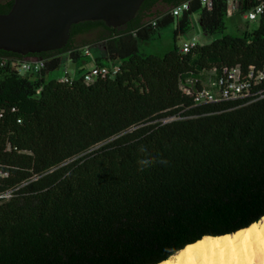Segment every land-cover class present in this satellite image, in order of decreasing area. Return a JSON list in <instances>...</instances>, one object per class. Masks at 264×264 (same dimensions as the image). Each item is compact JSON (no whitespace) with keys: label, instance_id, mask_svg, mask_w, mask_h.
Here are the masks:
<instances>
[{"label":"trees","instance_id":"obj_1","mask_svg":"<svg viewBox=\"0 0 264 264\" xmlns=\"http://www.w3.org/2000/svg\"><path fill=\"white\" fill-rule=\"evenodd\" d=\"M182 2L189 9L171 16ZM256 5L240 0L237 14ZM194 15L217 38L181 53ZM227 19V0L210 11L198 0H144L121 27L72 25L60 50H0V264H159L264 216V80L246 98L213 103L194 102L197 85L180 89L212 69L263 70L264 23L234 35ZM170 24V51L140 50ZM90 49L103 54L89 60ZM24 59L45 67L22 74ZM64 60L79 69L60 83L51 72ZM89 61L109 69L91 84ZM141 146L169 163L140 171Z\"/></svg>","mask_w":264,"mask_h":264},{"label":"water","instance_id":"obj_2","mask_svg":"<svg viewBox=\"0 0 264 264\" xmlns=\"http://www.w3.org/2000/svg\"><path fill=\"white\" fill-rule=\"evenodd\" d=\"M144 0H13L0 14V50L23 57L62 49L72 25L102 21L117 28L132 20Z\"/></svg>","mask_w":264,"mask_h":264},{"label":"built area","instance_id":"obj_3","mask_svg":"<svg viewBox=\"0 0 264 264\" xmlns=\"http://www.w3.org/2000/svg\"><path fill=\"white\" fill-rule=\"evenodd\" d=\"M200 5L207 11L213 7L214 0H198ZM240 0H227V16L231 18L235 11H238ZM189 9L188 2H182L170 10V15L180 17ZM243 19L247 22H263L264 23V0H257V5L247 11L243 15ZM154 24V22H153ZM198 44V39L193 36L190 40L183 41L179 50L181 53H187ZM88 55V50H85ZM45 67V61L42 59L22 60L19 65V70L22 74L38 73ZM112 72L118 71V67L114 65L111 68ZM109 72L106 67L92 66L89 71L83 74L85 83L91 84L98 78L105 77ZM70 79L67 64L62 66V74L57 77L60 83H66ZM264 80V68L259 72H254L250 69L243 75L239 68H223L220 71L212 69L200 76L186 78L180 84V89L186 92L191 86H199V90L194 93V102L197 104L213 103L221 101L236 100L250 96L251 89Z\"/></svg>","mask_w":264,"mask_h":264},{"label":"bare ground","instance_id":"obj_4","mask_svg":"<svg viewBox=\"0 0 264 264\" xmlns=\"http://www.w3.org/2000/svg\"><path fill=\"white\" fill-rule=\"evenodd\" d=\"M159 264H264V216L246 229L204 236Z\"/></svg>","mask_w":264,"mask_h":264},{"label":"rangeland","instance_id":"obj_5","mask_svg":"<svg viewBox=\"0 0 264 264\" xmlns=\"http://www.w3.org/2000/svg\"><path fill=\"white\" fill-rule=\"evenodd\" d=\"M161 11H164L161 7H159ZM193 24L191 28L186 31L183 35L177 38L176 44L180 46L183 41L190 40L191 37L195 36L198 39L199 44L209 43L213 39L217 38V36L209 37L203 34L201 31L200 25L198 23V16L194 15L192 17ZM245 26H249L250 29L256 27V22H247L243 19V16L237 14V11L234 12L231 18H228L226 21V29L228 33L238 35L244 32ZM174 29L175 24H170L160 32V36L155 37L151 41L142 42L140 45V50L145 54H157L163 55L170 51L173 47V38H174ZM102 51L99 49H90L88 50V56L91 58L89 60H93L95 57L102 56ZM28 60V59H24ZM64 64H67L68 71L71 76H75L76 71L79 69L75 64L64 60ZM93 63L89 61L88 63H84L81 67L82 71H89L92 68ZM53 75L60 76L62 74V67L55 71L51 72Z\"/></svg>","mask_w":264,"mask_h":264},{"label":"clouds","instance_id":"obj_6","mask_svg":"<svg viewBox=\"0 0 264 264\" xmlns=\"http://www.w3.org/2000/svg\"><path fill=\"white\" fill-rule=\"evenodd\" d=\"M139 151L145 154V157L138 161V164L140 165V171H143L145 168L151 167L156 163L164 165H167L169 163L166 159H158L157 157L150 155L147 148L144 146H141Z\"/></svg>","mask_w":264,"mask_h":264},{"label":"flooded vegetation","instance_id":"obj_7","mask_svg":"<svg viewBox=\"0 0 264 264\" xmlns=\"http://www.w3.org/2000/svg\"><path fill=\"white\" fill-rule=\"evenodd\" d=\"M10 2V0H0L1 5H7ZM87 36L86 35H78L75 37L76 41L81 42L84 40Z\"/></svg>","mask_w":264,"mask_h":264},{"label":"crops","instance_id":"obj_8","mask_svg":"<svg viewBox=\"0 0 264 264\" xmlns=\"http://www.w3.org/2000/svg\"><path fill=\"white\" fill-rule=\"evenodd\" d=\"M245 30H250L249 26H245L244 31H245ZM92 66H93V65H92Z\"/></svg>","mask_w":264,"mask_h":264}]
</instances>
